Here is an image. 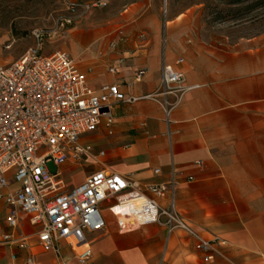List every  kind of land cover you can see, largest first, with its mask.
I'll use <instances>...</instances> for the list:
<instances>
[{"label": "crops", "instance_id": "crops-1", "mask_svg": "<svg viewBox=\"0 0 264 264\" xmlns=\"http://www.w3.org/2000/svg\"><path fill=\"white\" fill-rule=\"evenodd\" d=\"M157 10L156 0H135L116 20L71 27L57 48L71 55L95 90L115 83L126 98L149 94L160 85L163 63L195 87L171 108L168 120L151 98L111 102L110 126L103 114L97 128L80 137L103 154L67 162L62 171L93 165L81 169L75 182L65 179L68 187L102 168L142 185L173 177L178 217L200 237L223 243L213 245L206 259L185 230L167 236L163 216L120 231L105 208L104 229L87 234L92 255L85 264H264V19L210 26L193 11L163 21ZM140 69L144 74L137 79ZM5 213L0 200V233L10 231ZM16 233L30 246H0V264H25L28 255L35 264H80L63 240L58 255L42 250L25 215Z\"/></svg>", "mask_w": 264, "mask_h": 264}, {"label": "built area", "instance_id": "built-area-1", "mask_svg": "<svg viewBox=\"0 0 264 264\" xmlns=\"http://www.w3.org/2000/svg\"><path fill=\"white\" fill-rule=\"evenodd\" d=\"M106 3L96 0L91 5ZM68 6L74 9L78 2L69 1ZM73 22L71 17L61 19L57 31L52 33L35 30L33 46L16 60L0 63V200L6 205L4 223L10 228L0 233V246H30L24 234L16 233L21 215H25L29 225L35 227L36 242L42 250L58 255V243L63 240L75 252L78 262L85 264L92 255L87 234L104 229L106 208L120 231L156 223L163 216L167 236L183 229L195 237L196 247L205 258H211L212 246L223 240L200 237L178 217L173 177L168 182L142 185L102 168L87 174L76 186H67L63 164L103 154L93 153L80 137L94 131L103 114L110 126L111 102L151 98L161 105L168 120L171 108L195 87L184 85L183 72L166 63L161 67L159 87L143 96L126 98L115 83L101 84L96 90L88 87L85 74L78 70L67 51L43 52L46 36L64 37ZM181 61L178 58L176 63ZM143 74V69L136 70L135 77L139 79ZM168 190L171 194L161 205L159 200ZM25 264H35L32 255L26 257Z\"/></svg>", "mask_w": 264, "mask_h": 264}, {"label": "rangeland", "instance_id": "rangeland-1", "mask_svg": "<svg viewBox=\"0 0 264 264\" xmlns=\"http://www.w3.org/2000/svg\"><path fill=\"white\" fill-rule=\"evenodd\" d=\"M69 1L74 0H0V63L16 60L33 46L35 30L45 33L57 31L58 22L67 17L73 18L72 27L116 20L135 0H106L107 3L103 6H92L91 3L96 0H75L78 6L74 9L69 8ZM156 1L157 12L163 21L190 11L210 26H234L264 19V0H246L242 3L231 0ZM87 4L89 7H86ZM60 38L57 34L47 35L42 45L43 52L59 49ZM48 167L55 170L52 163H48ZM92 167V164L74 166L64 173V177L69 183H73L79 178L81 169ZM67 168V163L61 166L62 170Z\"/></svg>", "mask_w": 264, "mask_h": 264}, {"label": "trees", "instance_id": "trees-1", "mask_svg": "<svg viewBox=\"0 0 264 264\" xmlns=\"http://www.w3.org/2000/svg\"><path fill=\"white\" fill-rule=\"evenodd\" d=\"M231 1H233V2H235V3H242V2H244V1H246V0H231Z\"/></svg>", "mask_w": 264, "mask_h": 264}]
</instances>
